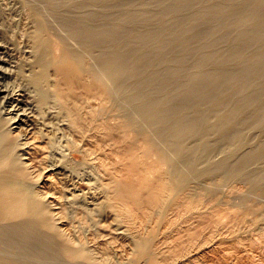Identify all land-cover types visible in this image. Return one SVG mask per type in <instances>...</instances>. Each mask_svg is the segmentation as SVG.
Wrapping results in <instances>:
<instances>
[{
	"label": "bare ground",
	"instance_id": "obj_1",
	"mask_svg": "<svg viewBox=\"0 0 264 264\" xmlns=\"http://www.w3.org/2000/svg\"><path fill=\"white\" fill-rule=\"evenodd\" d=\"M27 16L30 72L17 73L31 91L0 82V264H194L190 235L172 234L214 220L234 182L245 208L217 214L233 220L223 227L263 225L264 0H33ZM66 135L117 152L86 192L57 200L30 151L64 161ZM102 215L128 240L123 257L59 226L87 221L97 234Z\"/></svg>",
	"mask_w": 264,
	"mask_h": 264
},
{
	"label": "rangeland",
	"instance_id": "obj_2",
	"mask_svg": "<svg viewBox=\"0 0 264 264\" xmlns=\"http://www.w3.org/2000/svg\"><path fill=\"white\" fill-rule=\"evenodd\" d=\"M32 2H33V0H0V71L5 72V74H6L0 80V82L2 83V85H4L7 88L11 86L10 89L8 88V90L13 92V93H17V94H20L23 91L25 93H30V91H31V88L28 85V82L24 78L18 76L17 72H18V69H20L22 66H23L22 67L23 72L25 74H28L30 72V70H29L30 68L26 64L27 59L30 56V48H29V45L27 42L26 30H28V28H29V20H28V16H27L28 5L31 4ZM20 26H21V28H20ZM10 70H11V72H10ZM14 81H15V85H14ZM14 88H15V90H14ZM25 107L28 108L27 110H29V108H30L28 103H26ZM25 107L23 106V108H25ZM0 111H1V101H0ZM248 136H249L248 139H250V140H254V139L258 138V136L256 134H253V133L248 134ZM69 137H70L69 135H66L65 137L59 138L55 142L57 147H60L59 143L63 144L64 149H66V151L71 155V157H70V155H68V157L66 156L65 157L66 160H64V161H63V158H60V152H58V151H51L50 154H52V155L49 154L48 156H50V157H48L46 154V156L43 159L41 156L42 155L41 152L36 153V149H33L32 150L33 152L30 151V159H31L30 170L32 171V173L37 172V174L35 173L34 175H37L38 178H40V179H42L43 176L45 177V175H46V177L50 176L49 178H47L49 181L45 185V189L43 191L49 193L51 196L53 195L52 197L56 196L57 200L59 198V195L57 192L60 190H64L66 192V197H68V198H71L69 193H73V194L75 193V194L80 195V194L86 192L87 191L86 183L93 179V175H94L95 170H97V169L100 170V168L104 169L106 163H109L110 161L113 162L114 161L113 157L112 158H110V157L114 156L113 154H115L117 152V146H114V144L102 145V148H101L100 145L99 146L95 145L96 140H93L94 145L92 147V152L89 153L88 151L84 150V149H86V146H84V144L82 145L84 147L83 148L79 145H73L70 142L66 143L67 141H69V139H70ZM35 155H36V157H35ZM107 155H111V156H108V158H107ZM220 156L221 155H219V156L217 155L216 159H219ZM59 159H60V162H57ZM114 159H115V157H114ZM54 161H55V163H54ZM31 162H32V164H31ZM57 163H58V165H57ZM55 166H59L61 168V171H57V172H60L59 174H57L56 170H53ZM48 170H49V172H48ZM53 173H54V175H53ZM62 174L67 175L66 180L63 179V176H61ZM86 177H89V178H86ZM53 184H55V185L53 186ZM58 184H60V185H58ZM65 184H67L69 186L67 188H65L64 187ZM232 185L236 188V191H237V189H238V191H239V189L240 190L246 189V184H244L242 182H234L231 184L228 183V184H223L222 186H220V191L223 193L228 191L229 190L228 188H230V190L228 192H226L225 195L227 193L229 194L231 192L232 193V201L234 202V204L232 203V201H229L228 204L227 203L221 204L220 207H221V209H223V212L226 208V210H225L226 212L223 213L221 211L224 215H222L221 212L217 213V214L221 215V216L218 215L221 218H224L223 216H225V218H227V220L234 218L233 216L230 217V219L228 218L229 215L231 216V214L234 211H235L234 214H236V212L238 211L239 208L240 209L245 208L244 204L241 203L240 200L237 201V199H239L238 196L237 195L233 196V194L238 193V191L233 193V190H235V188H233ZM226 186H228V187H226ZM59 187H60V189H59ZM51 188H52V190H51ZM48 190L49 191L51 190V191L49 192ZM231 193L229 195H231ZM239 193H240V191H239ZM234 198L236 200H234ZM91 200L92 199H88L87 202L89 204H92ZM257 200L259 201V203L257 202L258 205L260 204V205L264 206V196L258 198ZM60 201H62V203H63V198H61ZM206 206H207V204H206ZM207 207H208L207 211H209L211 209V203ZM227 210H228V212H227ZM227 213H229V214H227ZM217 214L214 213L215 216ZM214 215L213 216H212V214L210 215L211 217H214V220L220 219L217 216L215 218ZM96 218L98 219V221L101 224V227L98 229L97 234H96V232H94L93 228L89 226V222H87V221H86V225H85V223H83L84 224V226H83L82 223L78 222V220L73 221L72 219H69L70 221H68V219H64V220H61L59 222L60 223L59 226L61 225L60 227L62 229L64 228L66 231H69L70 229L76 230L78 233V236L81 239L83 238V240L85 239V241L87 242V245H89V247L91 246L90 248L99 249L100 247L102 248V246H108V249L111 252V254H113V256L123 257L124 254L126 255V252H127L126 245L128 243V240H126V238H123V236L120 235L121 233L119 232V230L116 228L108 229V231H109L108 233H110V234H108L107 230L105 229V228H108V225L110 226L111 218L108 215H102V216H99ZM204 218L203 217L199 218L200 220L199 219H194V220L192 219L193 222L191 221V219L189 221L187 220L183 223V225L186 226V230L184 231L185 234L183 233V229L178 232V235H177V233L172 234V236H174V235H176V236H184V235L188 236V235H190L191 241L188 242V244L186 243L187 245H185V246L187 249L186 248L185 249L188 251H193V252H191L190 255H191V258L192 259L194 258L193 260H195L194 264H203V263L204 264H264V259H263L264 258V255H263L264 254V252H263L264 251V244H263L264 223H263V225H260L259 228H254L251 225H250V228H248V225L250 223L246 225L245 224L246 222L245 223L243 222L242 225L243 226L245 225L246 227L245 226L243 227L240 224L241 226L239 228V226L236 225L240 229V231H239L238 228L235 229L236 227L235 228L232 226L227 227L229 225H232L231 222L233 220L229 221V225H228V223H227L228 221L226 219H224V220L220 219L222 221H220V224H218V222L216 220L214 221L213 218H212V220H210V222L208 220L209 217L208 218L204 217ZM248 218L250 219L251 216L248 215ZM223 221H227V222L222 223L223 224L222 225L221 222H223ZM203 222H204V224H203ZM196 223L198 226L196 225ZM216 223H217V225H219V227L216 225ZM190 224H191V227H190ZM209 224H211L215 227L213 228ZM192 225H193V227H192ZM200 225H202V226H200ZM224 225H227V226L223 227ZM261 226H263L262 229H261ZM87 228H89V229H87ZM223 228L225 230H226V228L227 229L231 228L229 231L234 230L233 231L234 233L231 232L232 234H230L229 231L226 232L225 230H224L225 231L224 232V231H222ZM241 228H243V230H241ZM246 228H248V230ZM110 230H111V232H110ZM85 231H87V232H85ZM105 231H106V234H105ZM89 234H90V236H89ZM104 236H105V238H104ZM101 237H102V239H101ZM120 238H123V239H120ZM109 239H111V240H109ZM102 240L105 242H103ZM119 240H120V243H119ZM123 241H125V242H123ZM104 244H106V245H104ZM97 245L99 247H97ZM192 245H193V247H192ZM196 248H197V250H196ZM185 249H184V251L187 252ZM257 250H258V253H257ZM259 251H260V253H259ZM261 251L263 253H261ZM200 255H202V256H200ZM218 257H219V259H218ZM197 258H199V259H197ZM201 259H203V260H201ZM198 260H200L199 261L200 263L199 262L196 263V261H198Z\"/></svg>",
	"mask_w": 264,
	"mask_h": 264
}]
</instances>
